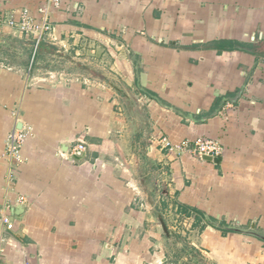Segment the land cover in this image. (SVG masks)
Returning a JSON list of instances; mask_svg holds the SVG:
<instances>
[{"label": "crops", "instance_id": "1", "mask_svg": "<svg viewBox=\"0 0 264 264\" xmlns=\"http://www.w3.org/2000/svg\"><path fill=\"white\" fill-rule=\"evenodd\" d=\"M45 2L0 0L49 25L29 68L33 38L0 24L18 45L0 56V264H264L263 239L227 230L264 234V0Z\"/></svg>", "mask_w": 264, "mask_h": 264}, {"label": "built area", "instance_id": "2", "mask_svg": "<svg viewBox=\"0 0 264 264\" xmlns=\"http://www.w3.org/2000/svg\"><path fill=\"white\" fill-rule=\"evenodd\" d=\"M60 0H46L45 5L39 8V12L45 13L47 7L50 5L57 7ZM0 24L7 25L8 27L18 31L20 34L26 37L31 36L33 38V54L29 63V68L34 60V55L36 53L37 46L41 40V35L44 30L49 29V25L45 21H36L32 18L26 9L21 13L20 19L16 20L12 16L4 18L0 15ZM26 137V132L21 129L13 128L8 135L9 151L10 153L17 154L21 148V145ZM152 143H159L162 146L173 149H186L200 156L211 155L219 156L222 152V147L217 139L212 138H199L194 141H182L179 145H174L168 140L167 137L161 136L157 139H152ZM85 145L79 143L77 145L78 151L84 150ZM23 200V197H21ZM7 206L0 207V220L5 224L7 229L13 228V221L11 220V215L8 212Z\"/></svg>", "mask_w": 264, "mask_h": 264}, {"label": "water", "instance_id": "3", "mask_svg": "<svg viewBox=\"0 0 264 264\" xmlns=\"http://www.w3.org/2000/svg\"><path fill=\"white\" fill-rule=\"evenodd\" d=\"M0 40L4 41L3 38H0ZM122 108L125 109V107H123V105H122ZM125 113L127 114L126 110H125ZM134 118L136 119L137 117H134ZM129 121L131 123L132 134H135V132H136V124H134L133 121H131V120H129ZM202 158L205 159V160H208V161H217L219 159L218 156H211V155H203ZM166 192H167L166 188L163 187L161 194H166ZM16 212H18V208L16 209ZM157 217H158L159 223L161 225V228H162L164 234L168 238H175V236L169 230V228H168V226H167V224L165 222V219L163 218V216L161 215L160 212H157ZM254 227H255V224H253V223L251 224L250 223L249 227L246 226L245 228H241V227L230 226V227H228V229L234 230V231H237V232H241V233L252 234V235H255L256 237H259V238L264 240V234L260 233L259 231L254 230Z\"/></svg>", "mask_w": 264, "mask_h": 264}, {"label": "rangeland", "instance_id": "4", "mask_svg": "<svg viewBox=\"0 0 264 264\" xmlns=\"http://www.w3.org/2000/svg\"><path fill=\"white\" fill-rule=\"evenodd\" d=\"M4 39H5V41H4L5 43L4 42L0 43V56H5L6 58H8L12 61L14 59V51L17 50L18 45H17L16 41L10 40L8 38H4ZM13 46H17V47H15L16 49ZM192 254L197 256V258H199V260L195 261L194 259L186 258V260H182L181 263H173V264H208L203 257H199L200 255H197L196 253H193V252H192ZM175 258L176 257H173V260H175Z\"/></svg>", "mask_w": 264, "mask_h": 264}, {"label": "trees", "instance_id": "5", "mask_svg": "<svg viewBox=\"0 0 264 264\" xmlns=\"http://www.w3.org/2000/svg\"><path fill=\"white\" fill-rule=\"evenodd\" d=\"M29 44H31V43H29ZM25 47H26V48L28 47V43H27V44L25 43ZM30 47H31V46H30ZM137 90H138V91H141V92H145V93H147V95H149V96L156 97L151 91H149V90L146 89V88L141 87L140 85H137ZM182 208H183L184 211H186V212L188 211V207L183 206ZM227 230H230V229H227ZM227 230H224V231L226 232Z\"/></svg>", "mask_w": 264, "mask_h": 264}]
</instances>
